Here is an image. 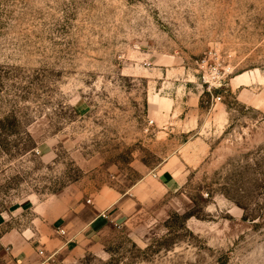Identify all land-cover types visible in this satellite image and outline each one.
Instances as JSON below:
<instances>
[{"label": "rangeland", "instance_id": "1", "mask_svg": "<svg viewBox=\"0 0 264 264\" xmlns=\"http://www.w3.org/2000/svg\"><path fill=\"white\" fill-rule=\"evenodd\" d=\"M107 187L52 264H264V0H0V211Z\"/></svg>", "mask_w": 264, "mask_h": 264}, {"label": "crops", "instance_id": "2", "mask_svg": "<svg viewBox=\"0 0 264 264\" xmlns=\"http://www.w3.org/2000/svg\"><path fill=\"white\" fill-rule=\"evenodd\" d=\"M87 110L86 104L77 109L83 115ZM154 178L167 193L181 186L182 176L170 170ZM128 195L107 187L87 203L73 204L56 197L41 202L28 200L0 211V264H52L61 252L76 255L85 238L110 224L119 225L122 216L117 209L122 211L128 206Z\"/></svg>", "mask_w": 264, "mask_h": 264}, {"label": "built area", "instance_id": "3", "mask_svg": "<svg viewBox=\"0 0 264 264\" xmlns=\"http://www.w3.org/2000/svg\"><path fill=\"white\" fill-rule=\"evenodd\" d=\"M219 100H220V99H219ZM103 217H104V218H107V215H106V214H103ZM59 233H60L61 235H65V231H63V230H60ZM40 254H42V252H40Z\"/></svg>", "mask_w": 264, "mask_h": 264}]
</instances>
